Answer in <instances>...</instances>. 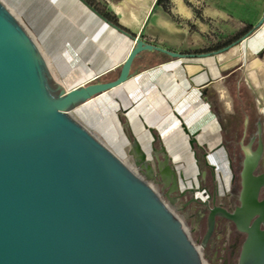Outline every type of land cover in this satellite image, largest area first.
<instances>
[{"label":"water","instance_id":"water-1","mask_svg":"<svg viewBox=\"0 0 264 264\" xmlns=\"http://www.w3.org/2000/svg\"><path fill=\"white\" fill-rule=\"evenodd\" d=\"M78 1L133 46L115 80L69 90L56 79L33 36L0 0V264H204L173 208L189 193L193 198L188 204L209 206V195L204 201L200 186H182L186 179L163 146L152 144L148 154L134 139L129 164L74 112L128 81L143 52L200 59L232 47L185 54L146 42L144 32L159 0L138 35L110 22L86 0ZM263 26L264 17L255 29ZM153 138L159 139L154 133ZM196 144L193 135L190 145ZM244 151L241 206L231 213L216 205L217 190L201 246L207 247L216 218L222 217L247 235L238 264H264V202L258 201L264 175H253L262 146L256 153L251 146ZM206 174L201 173L203 178Z\"/></svg>","mask_w":264,"mask_h":264},{"label":"crops","instance_id":"crops-1","mask_svg":"<svg viewBox=\"0 0 264 264\" xmlns=\"http://www.w3.org/2000/svg\"><path fill=\"white\" fill-rule=\"evenodd\" d=\"M100 1L133 35L141 32L155 3V0ZM56 4L65 13L67 25L82 28L76 42L67 46L64 59L59 64L52 62L56 63L59 82L70 90L115 80L133 42L78 0H57ZM196 5L203 9L214 28L230 34L256 27L260 21V0H172L167 8L158 5L145 29V41L178 53L199 46L203 42L201 35L191 30V26H197L203 33L209 24L203 18L199 20ZM245 43L241 44V50ZM238 57L223 53L217 57L176 59L159 52H143L135 59L134 74L128 81L79 107L76 117L123 161L131 160L129 152L134 139L148 154L152 144L157 149L163 146L173 166L188 180L186 184L182 182L183 187L197 186L202 171L211 170L214 176L228 178L231 171L223 146L222 114L213 107L210 91L225 101L227 108L224 80L232 67L239 66ZM236 68L232 73H236ZM151 131L158 140L154 141ZM193 135L197 141L194 148L190 145ZM199 159L205 160L203 167ZM188 171L191 176L187 178Z\"/></svg>","mask_w":264,"mask_h":264},{"label":"rangeland","instance_id":"rangeland-1","mask_svg":"<svg viewBox=\"0 0 264 264\" xmlns=\"http://www.w3.org/2000/svg\"><path fill=\"white\" fill-rule=\"evenodd\" d=\"M7 8L15 15V17L21 22V24L29 31V33L33 36L39 47L41 48L43 54L50 62V67L59 81V73L57 67H55L56 63H52L53 61L59 62L64 59L65 52L67 46H69L72 42H76V36L78 33L81 34L80 30H82L81 25L73 24L67 25L69 22L65 20V13L61 11V7H57V0H1ZM94 3L104 7L100 0H92ZM195 13L198 15L197 17L205 19L209 27L203 33H200L197 26H191V30L195 33L201 35L203 42H200L199 46H194L192 48L182 50L183 53L194 52L196 50L207 49L213 43L225 40L231 37V35L236 34L238 32H225L220 31L219 29L214 28L210 23V19L205 16L203 13V9L199 8L196 5ZM202 15V16H201ZM264 17V0H260V16L261 20ZM196 18V19H198ZM253 27V26H252ZM264 28V27H262ZM261 28V29H262ZM260 29V30H261ZM259 30V31H260ZM258 31V32H259ZM256 34V33H255ZM253 36V35H252ZM251 36V37H252ZM250 37V38H251ZM81 41V38L78 39V42ZM249 42V41H248ZM247 42V43H248ZM243 44L242 50L241 45L235 46L230 49L226 53H234L238 57V65L243 64L244 67L242 69V81L241 88L243 93L252 98L253 95L256 97L257 103L264 105V88L261 87L260 81L258 79V74L264 80V57L258 56L256 52L251 51L246 48V44ZM264 46V45H263ZM247 50V51H246ZM245 51V52H244ZM260 65V66H259ZM236 66L232 67L229 72L235 70ZM259 69V70H257ZM261 69V71H260ZM235 75L231 79V84L234 86ZM234 88V87H233ZM228 104L227 110L232 111V100L228 96ZM76 116V113L74 112ZM131 164V161H128ZM199 181H201V178ZM198 180V179H197ZM209 180V179H208ZM186 183L188 180L185 181ZM211 181L208 183L210 187L216 184ZM197 183H199L197 181ZM231 183V180H230ZM185 184V183H184ZM222 191V190H221ZM230 191V188L229 190ZM161 193V191H159ZM162 194V193H161ZM191 197L188 194L185 199L188 200ZM202 199L206 198V195H201ZM219 199L224 198V194L221 193ZM186 202V201H185ZM173 211L175 214L181 219L185 228L187 229L191 239L196 243L197 247L201 250V254L203 257L204 264H214V248L208 250L203 249L201 246V242L206 233V219L200 218V213H204V209L198 207L196 204H189L183 210H180L179 207H174ZM236 234H226L222 236L221 243L219 246H224L226 248L225 251H220L218 257H225L227 254L231 252V246L237 241ZM216 264H222L220 259H215Z\"/></svg>","mask_w":264,"mask_h":264},{"label":"flooded vegetation","instance_id":"flooded-vegetation-1","mask_svg":"<svg viewBox=\"0 0 264 264\" xmlns=\"http://www.w3.org/2000/svg\"><path fill=\"white\" fill-rule=\"evenodd\" d=\"M258 31L255 29L254 32ZM238 46V45H236ZM235 47V46H234ZM232 49V48H231ZM256 54L260 57H264V46L260 48ZM244 65L241 64L236 68L235 72H229L224 80V84L226 85L228 96L232 100V111H227L225 107V101H221L217 94L211 90V103L217 111L222 114V124L225 132V139L223 142V146L226 148L228 152L229 159V167H230V175H233V179L230 183V175H228V183L227 188L224 189L223 185L220 182V178L218 176H214L213 171H206V177L203 178L200 174L201 181L198 178V185L194 187L200 186L206 195L207 199L209 195V206H205L202 203H191L196 204L198 207L204 209V213H200V218L206 219V226L208 229V215L209 208L213 206V197L218 190L219 196L221 193L224 194L223 199H219L218 196L216 205L225 208L227 211L233 213L237 207L241 206L240 203V193L242 190V178L241 174L244 169L246 154L244 151V147L251 146L252 153H256L259 150L260 145L262 146L261 155L259 157L257 166L253 172L255 177H259L264 175V105L257 103L256 97L253 95L252 98L247 97L241 88L242 81V69ZM235 73V74H234ZM235 75V83L234 86L231 84V79ZM258 79L260 81L261 87L264 88V80L258 74ZM234 87V88H233ZM199 164L203 167L205 160L199 159ZM203 172V171H202ZM217 177V178H216ZM209 179V180H208ZM217 179V180H216ZM213 180L216 183L213 184L212 187L209 186V182L213 183ZM221 185V186H220ZM221 187V188H220ZM230 188V191H228ZM222 190V191H221ZM161 191V190H160ZM190 194V193H189ZM191 197L186 200L185 198L179 199L176 207L178 206L180 210H183L187 207L193 195L190 194ZM186 201V202H185ZM259 202H264V185L261 187L258 196ZM254 221V220H253ZM264 230V225L261 227ZM206 229V232H207ZM236 234L237 241L231 246V252L227 254L225 257H218L220 251H225L226 248L224 246H219L221 243V239L223 235L226 234ZM206 234V233H205ZM247 235L245 233H241L237 230L235 224L225 218L217 217L216 218V227L212 238L210 239L207 248L210 250L211 248L214 250V258L220 259L222 264H238L239 256L241 253L242 245L246 239ZM213 260V263L217 262Z\"/></svg>","mask_w":264,"mask_h":264},{"label":"trees","instance_id":"trees-1","mask_svg":"<svg viewBox=\"0 0 264 264\" xmlns=\"http://www.w3.org/2000/svg\"><path fill=\"white\" fill-rule=\"evenodd\" d=\"M91 6H93L99 13H101L105 18H107L110 22L114 23L115 25L123 28L117 16L108 10L105 6L101 7L100 5L94 3L92 0H86ZM172 0H159V6H162L163 8H167L170 6ZM196 11V9H195ZM124 29V28H123ZM255 31V27H247L242 30H240L238 33L231 35L230 38L225 39V40H220L212 45H210L207 49L203 50H196L194 52H187L185 54H201V53H210V52H216L219 50H222L226 47H234L233 44L237 43L240 41L242 38L245 36L252 34Z\"/></svg>","mask_w":264,"mask_h":264},{"label":"bare ground","instance_id":"bare-ground-1","mask_svg":"<svg viewBox=\"0 0 264 264\" xmlns=\"http://www.w3.org/2000/svg\"><path fill=\"white\" fill-rule=\"evenodd\" d=\"M258 32V31H257ZM256 32V33H257ZM255 35V34H254ZM253 35V36H254ZM250 39V38H249ZM248 39V40H249ZM248 40H246V41H248ZM245 41V42H246ZM244 42V43H245ZM247 45V47L250 49V50H252L253 52H256L262 45H264V28L262 29V30H260V32L259 33H257L251 40H249V42L246 44ZM49 65H51L50 64V62H49ZM260 66V65H259ZM257 70H259V69H257ZM260 71H261V69H260ZM212 161V160H211ZM213 162V161H212ZM186 176H187V178L188 177H190L191 176V173L188 171L187 173H186ZM195 176V175H194ZM218 177L220 178V182H221V184L223 185V188L224 189H226L227 188V183H228V178H223V176H221V175H218ZM221 186V185H220ZM221 188V187H220Z\"/></svg>","mask_w":264,"mask_h":264}]
</instances>
